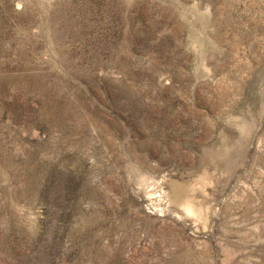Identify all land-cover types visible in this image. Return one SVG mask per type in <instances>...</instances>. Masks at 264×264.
I'll return each mask as SVG.
<instances>
[{
	"label": "rangeland",
	"instance_id": "1",
	"mask_svg": "<svg viewBox=\"0 0 264 264\" xmlns=\"http://www.w3.org/2000/svg\"><path fill=\"white\" fill-rule=\"evenodd\" d=\"M0 264H264V0H0Z\"/></svg>",
	"mask_w": 264,
	"mask_h": 264
}]
</instances>
